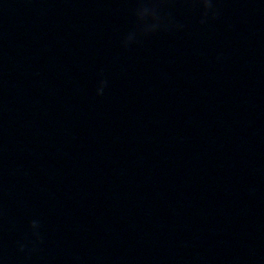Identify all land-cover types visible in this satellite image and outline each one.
I'll list each match as a JSON object with an SVG mask.
<instances>
[{
	"label": "water",
	"instance_id": "water-1",
	"mask_svg": "<svg viewBox=\"0 0 264 264\" xmlns=\"http://www.w3.org/2000/svg\"><path fill=\"white\" fill-rule=\"evenodd\" d=\"M0 264H264V0H0Z\"/></svg>",
	"mask_w": 264,
	"mask_h": 264
}]
</instances>
